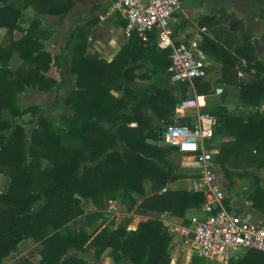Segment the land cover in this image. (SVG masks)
Listing matches in <instances>:
<instances>
[{"label": "trees", "instance_id": "obj_1", "mask_svg": "<svg viewBox=\"0 0 264 264\" xmlns=\"http://www.w3.org/2000/svg\"><path fill=\"white\" fill-rule=\"evenodd\" d=\"M73 6L74 0H0V27L7 30L0 43V173L9 177L6 191L0 194V264L28 238L42 244L40 264H91L77 254L69 255L71 248L94 249L98 256L109 250L113 264L123 260L171 264L172 236L163 230L160 219L140 221L133 230L112 222L88 231L109 200L121 196L129 209L134 208L135 193L146 195V182L153 190L138 204L140 211L185 218L189 209L201 208L205 202L199 191L160 192L178 176L168 158L172 149L150 139H157L159 129L171 121L177 103L186 95V84L177 83L178 96L158 82L139 88L136 78L166 72L171 65L169 50L152 45L153 34L149 41H143L132 32L108 61L88 51V33L78 25L63 48L76 74L77 88L65 100L71 114L63 113L58 120L46 115L38 104L22 108L18 102V94L29 86L58 90L62 81L45 73L53 65L60 68L64 57L44 49L41 39L50 35L40 19H32L27 29L21 27L23 11L33 7L44 14H64ZM199 26L213 34L201 32L199 46L221 65L218 81L235 87L240 103L250 109L247 117L230 115L224 106L210 111L219 120L216 136L232 138L223 142L216 159L228 173L227 166L243 165L246 170L240 174L247 176V168L264 167V63L253 37L233 12L222 8L218 15L202 17ZM16 30L24 33L19 39L14 38ZM261 39L264 41V35ZM15 53L24 65L11 69L9 61ZM145 58L153 69L139 75L138 62ZM196 85L199 94L209 89V82L198 80ZM113 91L122 94L116 96ZM131 101L136 105L132 107L134 114L128 115ZM5 111L12 116L13 124L3 116ZM29 112L39 117L27 147L24 125L28 121L23 117ZM120 141L126 146L123 151L118 149ZM254 181L257 186L249 198L256 209L264 211V188L257 177ZM77 195L90 198L98 211L86 213ZM80 217L79 225H74L72 222ZM185 223L189 225L190 221ZM199 261L193 257L192 264ZM229 264H264V252L248 249L237 260L230 259Z\"/></svg>", "mask_w": 264, "mask_h": 264}, {"label": "crops", "instance_id": "obj_2", "mask_svg": "<svg viewBox=\"0 0 264 264\" xmlns=\"http://www.w3.org/2000/svg\"><path fill=\"white\" fill-rule=\"evenodd\" d=\"M117 1L118 0H74V6L64 14H44L36 11L33 7L27 8L31 11L32 19H40L42 22V28L48 33V35H50L47 38L41 39L44 49L50 52L52 55L64 54L61 67L57 68L53 65L51 66L50 70L45 73L57 79L58 81H62V84L58 90L54 88L50 91H42L34 87H29L26 90L28 94L37 92L38 94L43 95L44 98H47V101H49L48 105L45 106V108L42 107L45 110L46 115L58 119L63 113L67 115L71 114V110L65 105V100L69 93L73 89L77 88L76 74L71 71L70 56L67 54V52H63V48L67 43L69 33L73 31L76 26H83L85 33H88V51L92 53L97 52L102 58L108 61L112 60L127 42L129 38L128 34L126 33L127 20L122 9L117 5ZM222 8H225L229 12H233L239 19L242 20L246 31L253 37L260 60L264 63V41L261 39V37L264 35V22L261 18V12L262 9H264V0H180V6L173 14L171 20L170 28L173 39L176 41V43L189 45L193 41H197L198 44L200 43L202 39L201 32H206L213 36V34L205 28H200L199 21L202 17L207 15H218ZM201 52L208 62V75L206 79L202 80L201 82H209V89H206L203 94L198 93L199 87L197 86V95L199 96V100L203 108L210 112L216 109L218 106H224L230 115L247 117L250 109L240 103L239 93L236 88L230 85L222 84L218 81L220 78L221 65L206 56L202 50ZM138 64L139 68L137 69V74L139 75L148 74L153 69V64L147 58L140 60ZM212 65L217 67L215 70L217 71V77L214 81L210 77V69ZM136 79L138 82L140 81L141 83H144V85L158 82L162 87L170 89L168 70H166L164 73H160L159 75H154L151 78L139 77ZM175 83L177 84V82ZM214 86H217V93L214 94L220 96V102L214 109L208 110L207 91L210 90L213 92ZM113 93L116 96H120L122 94L119 91H113ZM214 94H212L210 97H213ZM56 99H58L57 102H55ZM18 101L21 103V96L19 97ZM134 105H136V101H131L129 110L126 111L128 115L134 114L132 110ZM261 109L264 112V102L261 105ZM177 113H183V110L177 109L176 106L175 114ZM103 125L109 126L107 123H103ZM130 125L134 126L136 123H131ZM231 139V137L225 134H218L215 141L219 151L223 142ZM125 148V144L120 141L118 149L123 151ZM173 155H177V157L179 156L182 159L176 168L179 173L177 174L174 172V174L178 176L177 179L181 177L184 178L169 182L164 188L160 190V192L176 189H187L191 191L192 178L196 177L197 174L191 171L190 167H186L185 162H187L188 158L182 157L180 153L172 150L170 154H168V158L172 162L174 169L176 162L172 161L173 157L171 158V156ZM247 169L249 171L247 176L240 174L244 171L237 172L235 175L236 178L229 179L228 185L223 186L226 196L224 202H227L229 209L235 211L238 214L245 215L250 219V221L258 224L264 223V211L256 209L253 206V202L249 198L251 191L257 186L256 182L254 181L255 177L260 180V185L264 188V167H250ZM228 171L229 173H227L230 177L231 171ZM217 174H219L218 163ZM151 193L152 192L148 194ZM146 195L135 193L136 199L137 197L141 199H139L140 201H137V204L132 209H129V205L126 206V199L122 198L121 196L116 199L109 200L106 206L99 210L102 212V216L96 221V223L93 225V228L95 229V227L100 226L101 229L105 225L115 222V226L119 224H125L129 230H133L137 227L140 221L159 217L160 220L165 224L163 230L172 236V242L170 244L171 248L174 243L178 242L180 234L183 236L184 228L191 226L192 218L203 214V205L201 208L189 209L185 218L164 212H156L151 210L140 211L138 209V204L145 198ZM77 197L81 199V205L86 213L98 211L97 207L90 198H84L79 195H77ZM124 206H126V210L123 209ZM123 212H126L128 216L125 217L124 215H121ZM133 220L137 221L133 222ZM186 220L190 221L189 225H186ZM23 242L30 244L29 239H24L22 243ZM21 244L19 245V248H21ZM108 251L109 250H105L101 256H98L96 255L94 249L86 250L85 252H83L82 249H69V252H72L70 254L83 253L79 254V256L86 259L91 264H97L100 262L113 264V259L108 255ZM243 251V253H241L242 250L238 251L236 256L231 259L237 260L245 253L246 250ZM229 261L225 263L229 264ZM121 264L133 263L129 260H123Z\"/></svg>", "mask_w": 264, "mask_h": 264}, {"label": "built area", "instance_id": "obj_3", "mask_svg": "<svg viewBox=\"0 0 264 264\" xmlns=\"http://www.w3.org/2000/svg\"><path fill=\"white\" fill-rule=\"evenodd\" d=\"M127 20L128 36L136 32L143 41L151 35L159 47L169 50V78L186 84V95L178 102L171 121L159 129L157 144L170 148L188 158L186 167L195 169L191 191L205 197L203 214L192 218L183 230V239L192 254L229 261L240 250L257 249L264 252V223H254L245 215L229 209L226 196L217 177L216 131L219 120L205 110L197 95L196 81L206 79L208 62L197 41L179 44L172 37L171 20L180 0H118ZM152 140V139H150Z\"/></svg>", "mask_w": 264, "mask_h": 264}, {"label": "rangeland", "instance_id": "obj_4", "mask_svg": "<svg viewBox=\"0 0 264 264\" xmlns=\"http://www.w3.org/2000/svg\"><path fill=\"white\" fill-rule=\"evenodd\" d=\"M31 21H32L31 11L29 9L24 10L22 17L20 18L21 27L24 29L29 28L31 25ZM6 32H7L6 28L0 27V43L5 39ZM23 34L24 33L22 31L16 30L14 32V38L19 39L21 36H23ZM23 65H24L23 60L21 58H19L17 53H15L9 61V67L11 69H17V68L22 67ZM216 69H217V67L215 65L211 66L210 77L213 81L217 77V71H215ZM136 81H137V79H136ZM138 83H139V85H138L139 88L142 87V85H144V83H141L140 81ZM145 85H147V84H145ZM29 87H32V86H29ZM29 87H27V88H29ZM169 87L176 95L181 96V94L179 93V91L177 89L178 88L177 84L175 82H173L171 79H169ZM216 87L217 86H214L213 92L210 90L207 91V95H208L207 109L208 110L214 109L218 105V103L220 102V99H219L220 96L219 95L217 96L214 94V93H217ZM27 88H26V90H27ZM34 88H36V87H34ZM119 92L122 93L121 91H119ZM212 94H214V96L210 97ZM20 96H21L22 101L19 104L22 108H25L27 105H29L31 103L39 104L41 107L45 108V106H47L49 103V101H47V98H44L43 95L38 94L37 92H32V93L28 94L26 91H24V93H19L18 94V100H19ZM3 116L13 124L14 120L8 111H5ZM38 117H39V115L34 116L30 112L25 114L23 117L24 121H28L24 125L25 132H26V145H27V147L30 146V133H31L32 129L37 126ZM59 119H60V117L58 118V120ZM172 153L175 154L174 152H172ZM181 155H182V157L186 156L185 154H182V153H181ZM172 157H173L172 161L176 162L174 172L178 174L179 172L176 170V168L178 167L179 162L182 161V159L179 156L177 157V155H175V156L173 155V156H171V158ZM216 157H217V155H216ZM216 162L218 163L217 159H216ZM227 169L231 171L230 177L228 176L229 174L226 172V169H224L218 163L219 174H217V177H218V181L221 183L222 186H227L229 179L236 178L235 175L237 174V172L246 170V168L243 165H238V166H230L229 165V166H227ZM190 170L195 171V169H192V168ZM223 170H225V171H223ZM183 178L184 177H181L179 179H183ZM179 179H177V180H179ZM8 185H9V177L3 173H0V194L2 192L6 191ZM152 190L153 189H152L151 184L149 182H146L145 183L146 194L152 192ZM225 191L227 192L226 189H225ZM139 199H141V198L137 197V201H140ZM125 204H126V206H128L127 200L125 201ZM126 206H124L123 209L126 210ZM121 215H124L125 217L128 216V214L126 212H123V214L121 213ZM154 218L160 219L159 217H154ZM80 219H83V218L82 217L78 218L75 221H73L72 223L74 225H77V224L79 225ZM136 221L137 220H133V222H136ZM164 225L165 224L163 223V227H164ZM93 229H94L93 226H91L89 228V231H93ZM29 240H30V242H29L30 244L24 243V242L22 243V241H23L22 240L21 241L22 244L19 243V245L21 244V246H20L21 248H19V245H18V251L11 253L10 255L6 256L3 259V263L4 264H22L26 261H30L31 264H40V260H41L40 251L42 249V244L40 241H36L33 239H29ZM85 251L86 250H83V252H85ZM243 252L244 251L242 250L241 253H243ZM70 253H72V252H69V255H71ZM79 254H83V253H78L77 255H79ZM170 254H171V264H192L193 257H198L200 259L198 264H226L225 262H227L225 260L200 257V256H196V255L192 254L190 247L187 243H185L182 234H180V237L178 238V242L174 243L171 246ZM89 255H91V254H89Z\"/></svg>", "mask_w": 264, "mask_h": 264}, {"label": "water", "instance_id": "obj_5", "mask_svg": "<svg viewBox=\"0 0 264 264\" xmlns=\"http://www.w3.org/2000/svg\"><path fill=\"white\" fill-rule=\"evenodd\" d=\"M151 44L154 45L155 42H152ZM151 141H152L154 144H157L156 140H151Z\"/></svg>", "mask_w": 264, "mask_h": 264}]
</instances>
